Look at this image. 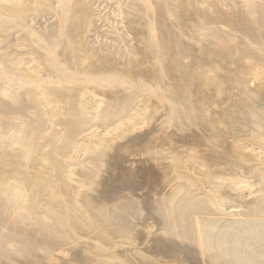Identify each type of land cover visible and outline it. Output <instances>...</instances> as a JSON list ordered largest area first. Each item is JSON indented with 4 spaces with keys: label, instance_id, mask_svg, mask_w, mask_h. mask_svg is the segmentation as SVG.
<instances>
[{
    "label": "rangeland",
    "instance_id": "obj_1",
    "mask_svg": "<svg viewBox=\"0 0 264 264\" xmlns=\"http://www.w3.org/2000/svg\"><path fill=\"white\" fill-rule=\"evenodd\" d=\"M0 1V10L2 9L0 12L8 13L6 19L0 17V50L4 51L2 49H5L3 53L0 52L5 55L10 52L9 56L6 55L8 63L11 62L10 67L12 66L11 68L18 70V72L25 70L23 74L27 77L24 78V76L23 79L37 80L39 84V86L38 84H36L37 86L34 85L35 87H32L31 90L24 89V92H22L23 89H17V95L21 93V96H18H25L27 105L33 106L28 108L27 113H23V119L19 117L18 120L24 121L26 119V121L29 120L28 122L32 120L35 122L33 125L36 131H39L36 132L37 140L30 149L23 148V145L13 146L15 149L9 146V150L7 147V153L10 156L8 154L3 155L5 149L4 147L0 148L2 149L0 158L2 157L1 160H4V162L0 161V175H7L11 179L13 177V180H10L17 181V184L22 181L23 184L21 182L20 185L22 187L25 185L23 187L27 189L25 191L29 195L35 194L37 199L41 195L40 202L37 199L32 201L34 196H31L30 200L35 207L34 210L38 207V210L36 209L38 216L35 215L38 218L34 217L35 212L30 211L31 214L27 212L28 222L20 221L19 224L22 227L26 225L25 230L27 229L29 232L34 230V226H39L41 223L40 227H35L34 232H37L43 225V229L39 230L42 232V236L39 237L41 234L38 232L36 236L38 235L42 239L51 237L53 245L57 239L56 246L62 251L59 252V256L53 261V264H63V259L67 264H81L77 260L80 257L79 254L83 255V253L90 252L89 255H92L99 250L107 253L105 254L107 259L124 257L126 255L124 252L131 250L132 254L136 253L135 256H138L137 264H141L140 261L144 258L146 260L150 258L148 257V255L150 256L147 251L148 246H145L147 239L152 240L159 237V239L168 240H187V238L181 236L179 238L173 235V230L169 228L168 221L161 214L166 201L173 200V197L180 199L189 190L181 187L180 183L186 184L187 179L196 175H200L204 179L208 173L215 174L217 172L216 174L219 175V172L222 171L224 173L221 172L222 176L220 174L218 180L221 181L223 177L222 182L217 187L224 186L227 189L228 183L231 182L232 184L234 180L235 183L239 181L236 173H240V170L237 171L235 168L234 171V165L244 168L250 166L254 169L256 166L253 167V164L264 163V155L261 156L260 154V151H264V143L258 141L259 139L256 138V133H259L257 128L249 125V117L243 115L242 112L243 105L247 103L253 105V101H260L264 105V56L259 55L262 54L261 51H258L259 49L255 51L256 54L251 53L248 55L249 57L243 56L241 59L228 57V55L224 56L222 51L219 53L214 50L215 45L209 38L206 39L202 29H194L195 25L193 24L198 21L205 26L202 24L205 23V19H202L204 12H199L200 9L204 10L205 13L209 10L207 14L214 12V14H210L211 17L217 16L213 8L215 6L213 0L191 1L196 7L192 6L190 0H186L189 3L184 0L186 4L181 3L182 0H170L172 1L171 9L174 10L173 14L170 10L164 13V6H161L168 0H164V2L160 0L162 1L161 4L158 0H134L136 2L133 0H8V3L7 0ZM130 1H133L131 2L133 5L130 4ZM211 3L214 5L213 7ZM187 4H189L188 7ZM172 5L177 6L172 8ZM192 7L199 8V10L194 9L196 11L194 12ZM221 8L223 10H220V15L223 14V17L218 14L220 17L217 16V18L220 20L224 18L223 21L231 22L233 15L230 9L225 6ZM144 10L145 14L142 15ZM175 10L178 12L176 15ZM222 11L229 14L222 13ZM159 14L161 16L168 15L165 16V21L168 24L163 21L164 16L161 17ZM43 15L51 17L49 20L51 23L47 22L50 23L48 29L40 27L37 19H35ZM227 15L228 18L231 16L229 20ZM159 16L160 19L157 20L156 18ZM176 16L177 18H174ZM178 16L182 19L181 22L178 21L180 20ZM157 21H163V23L158 22L159 24H157ZM175 21L176 24H174ZM52 23H57V27L54 28L55 25L52 27ZM149 24L155 29L157 42L162 40L161 42H164L168 49L174 48L173 51H175V46L171 45L174 39L171 37L172 29L176 30L177 28L181 32V39L183 37V41L186 39L184 42H188L186 45L191 51L189 55L187 53L182 58L181 69L178 64L175 65L169 60V56L174 52L171 51V53L168 50L169 53L164 56V59L167 57L168 59L164 61L157 57L156 51H154L157 47L153 49L156 45L154 46L149 41L150 30L147 27ZM160 25L164 29L169 25L170 33L165 34ZM180 26H185L186 29ZM189 27L194 29L193 32ZM50 29H54V32H51ZM187 30L188 33H186L191 36L184 33ZM47 31H49L48 34ZM41 33L51 37L50 43L41 41ZM162 34L164 37L161 36ZM158 36L161 37V40L158 39ZM164 38H167L171 44L169 45L168 40H164ZM12 42L15 43L16 48L12 47L14 44ZM211 43L213 45H210ZM2 45L3 47L6 45V48H3ZM22 50L26 52H22ZM47 50L53 51L52 60L48 58L49 52ZM18 53L23 54L20 56ZM25 55L27 56L25 57ZM11 57L14 61L11 60ZM29 58H33V61ZM15 62H17L18 69L15 68ZM13 72L17 75V71ZM40 83H45L46 87L48 85L49 88H43L45 85L42 86ZM249 88L258 90L256 92L260 91V96L246 97L245 91ZM179 90L180 93H178ZM184 91H188V99ZM7 95L1 99L9 100L11 96ZM8 97L10 98L8 99ZM243 97L248 98V102L243 103ZM47 100H49V107L44 105ZM257 111L260 112L259 109ZM261 113L264 117V111L261 110ZM231 115H233L234 120L229 118ZM2 118L4 121L7 120V117H5L6 119ZM236 119L239 121H235ZM243 125L249 126L244 127ZM262 133L264 134V130H261L260 134ZM240 137L245 140L249 139L246 142L242 138L244 143H247H245L246 146L255 147V151L249 149L244 151L243 147L240 148L236 142V139L239 140ZM250 139L258 140L253 142L254 145L251 144ZM241 149L243 152L240 151L241 153H239ZM7 156L10 159H7ZM17 156L21 158H17ZM233 172L236 174L235 177L232 176L234 175ZM50 173L52 174L50 175ZM32 176L35 177L32 179L33 182H31ZM212 176L214 177L213 174ZM253 176H257L251 178L257 183L254 190L260 186L264 187V183H261V179L264 180V177ZM228 178L231 179L229 182H227ZM0 179L4 178L1 177ZM235 183L234 186L237 185ZM39 186L42 188L40 187V189ZM176 188L177 190L183 189L177 192L175 191ZM239 188L235 189L237 191L235 193H238V190L243 192L242 186ZM35 189H38L37 193ZM229 189L231 192L234 191L230 187ZM33 191H35L34 194ZM131 199L134 204L137 201V205H139H136L138 208L137 215H135L138 217H133L136 219L133 220L136 222L135 229L130 233L131 235L129 234L130 236L125 234L124 238L120 237L116 240L117 236L106 225L105 220H110V218L108 219L106 216V219L101 222L102 218L96 219L95 215L98 211H105L110 204L118 200L127 201ZM201 203H197L191 210H201V206H203ZM51 205L54 210L51 209ZM57 205L59 210L56 209ZM155 208H157L156 212H154ZM39 214L43 215L40 217ZM30 215L34 219L30 218ZM41 218L44 221H51L50 224L49 222L45 224L46 222ZM30 224L31 226L34 224V226L31 227ZM161 228L163 233L159 235L157 233ZM30 232L34 233L33 231ZM62 234L64 235L62 236ZM51 239L48 240L51 241ZM70 239L74 243L69 241ZM61 241H64V244ZM66 241H68L67 244ZM75 242L81 243L83 247L91 246V248L85 250L86 247L83 249ZM116 242L119 245L111 249L110 245ZM88 243L92 245L89 244L88 246ZM76 246L85 251L78 249L74 253L73 251L77 249ZM133 247H142L143 251L147 253L145 254L147 257L144 253L141 255L135 249L133 250ZM92 249L95 251L93 252ZM108 253L112 255L109 256ZM131 253L129 257L133 256ZM72 257H75L74 260ZM88 262L85 263L93 264ZM188 263L193 264L192 262Z\"/></svg>",
    "mask_w": 264,
    "mask_h": 264
},
{
    "label": "bare ground",
    "instance_id": "obj_2",
    "mask_svg": "<svg viewBox=\"0 0 264 264\" xmlns=\"http://www.w3.org/2000/svg\"><path fill=\"white\" fill-rule=\"evenodd\" d=\"M133 1H130V4ZM158 1H160V0H158ZM185 1L182 0L181 3L184 2V4H186V2L188 0L186 2ZM191 1H193V0H190L189 2H191ZM198 1H196V2H198ZM134 2H136V1H134ZM163 2H164V0H163ZM189 2H187V3H189ZM202 2H203V0H202ZM212 2H214V4H215V6H214L211 3L212 7L214 6L213 8L215 9V13L217 16H218V14L220 15V10L222 9L221 8L222 6H225V7L230 9V12H232V15H233L232 19L230 20L231 22L223 21L224 18H222V20H220L219 18H217V16L211 17L210 14H214V12L207 14L209 12V10L205 13L204 10H201V9L199 10V8H193L195 5L193 6V4H192L193 2H191L192 6H193L192 7L193 10L198 9L199 12L200 11H201V13L204 12L202 14V16H203L202 19H205V23L204 22L202 23V24H205V26L201 25V22L198 21L196 24L195 23L193 24V25H195L194 29H196V30L202 29L203 34L205 33L204 35L206 36V39L209 38L213 42V44L215 45L214 50L216 52L222 51V53L225 54L224 56L228 55V57L230 56L232 58L234 57V58L241 59L243 56L246 57L251 53L253 54V53H255V51H257L259 49L258 51L262 52V54H259V55L263 57L264 56V0H213ZM7 3H8V0H7ZM20 3H22V2H20ZM159 3L161 4L162 1H160ZM36 4H38V3L36 2ZM171 4H172V1L168 0L164 5H161V6H164V10L162 8L164 13H166L168 10H170L172 14L174 13V10L171 9ZM209 4H210V2H209ZM131 5H133V4H131ZM188 5L189 4H187V7H188ZM130 7L132 8V6H130ZM142 7H143V5H142ZM175 7H174V5H172V8H175ZM4 8H6V7H4ZM28 8H31V7H28ZM33 8L36 9L34 6H33ZM68 8H69V6H68ZM137 8H138V6H137ZM143 8H140V9L143 10ZM155 10H156V8H155ZM71 11H72V8H71ZM227 11H228V9H227ZM3 12H0V17H2V18L7 17L8 13L6 14ZM143 12L144 13H142V15L145 14V10ZM194 12H196V11L194 10ZM228 12H226V13L229 14L230 12L229 13ZM139 13H140V11H139ZM176 13H178V12H176V10H175V15H176ZM201 13H198V14H201ZM222 13H225V12L222 11ZM53 14L55 15V13H53ZM92 14H95V13H92ZM149 14H150V11H149ZM180 14H182V13H180ZM180 14H178V15H180ZM65 15H66V13H65ZM50 16H52V15H50ZM160 16H159V18L158 17L157 18L155 17V18L157 20H159ZM163 16H161V17H163ZM165 16H168V15H165ZM165 16L163 17L164 22H166ZM220 16H218V17H220ZM16 17L18 18L19 16H16ZM221 17H223V14ZM224 17L226 18V16H224ZM228 17L229 16L227 15V18ZM174 18H177V16ZM178 18L180 19L179 16H178ZM181 18H182V16H181ZM227 18H226V20H227ZM230 18H231V16H230ZM230 18H228V20ZM35 19H37V23H39L40 27H42V28L49 27L50 28L49 24L51 23V21H49V20H51V17H49L47 15H45V16L43 15V16H40V18H35ZM69 19H70V17H69ZM74 20H75V17H74ZM151 21H152V19H151ZM163 21L162 22L157 21V24H159L158 22L163 23ZM178 21L181 22L182 19H180ZM47 22H50V23H47ZM172 22H174V21H172ZM192 23H193V21H192ZM170 24H171V22L169 23V25ZM174 24H176V21ZM181 24H183V23H181ZM190 24H191V22H190ZM52 25H55L54 28L57 27V23L56 24L52 23L51 26ZM144 25H146V24H144ZM164 26H165V23H164ZM168 26L165 29L161 26V28L164 29V31L160 27H158V28H160L163 32H165V34H169L171 29L168 28ZM186 26H188V25H186ZM190 26L192 27V24ZM4 27H5V25H4ZM147 27L150 30L149 41L151 43H153L154 46L156 45L155 47H153V49L156 47L158 49V50L157 49L154 50V51H156L155 54L157 55V57H160V59L163 61L167 60L168 57H167V59H164V56H167L165 54H168L169 51L170 52L172 51L174 53L171 54V56H169V58H170L169 60L171 62H173L175 65L178 64L179 65L178 67L181 69V67H180L181 63L180 62L182 61V58L187 53L189 55V53L191 51L190 48L186 45L188 42L187 43L184 42L186 39L184 41H183L184 37L181 39V32L179 30H177V28H176V30H173V29L171 30L172 35L171 34L170 35L172 38L174 37V39L172 41L173 44H171V42H169V40L167 38H164V40L165 39L168 40L169 45L171 44L172 46H175V51H173L174 48L168 49L166 44L164 42H161L162 40H161L160 36H158V39H160L161 41L157 42V36L155 35V32H154L155 29L152 25L149 24V26L147 25ZM180 27L185 28V26H180ZM191 27H189V28L191 29ZM38 29L41 30L39 27H38ZM168 29H170V30H168ZM53 30L54 29H50L51 32ZM165 30H167L168 33H166L167 31H165ZM183 30H182V32H183ZM193 30H192V32H193ZM59 31H61V30H59ZM41 32H43V31H41ZM48 32L49 31H47V34H48ZM66 32H68V31H66ZM186 32L188 33V30L185 31L184 33H186ZM45 33H46V31H45ZM45 33H43L44 36L41 33L42 36L40 37V39H41V41H45L48 44L51 41V37L49 35H45ZM187 35L191 36L189 34H187ZM161 36H163V34ZM18 37H20V36H18ZM187 41H188V39H187ZM14 42H12V43H14ZM15 43L12 45V47L15 45ZM191 43L193 44L192 41H191ZM213 44L211 43L210 45H213ZM5 46L3 47V45H2L3 48H6ZM151 46H153V45L151 44ZM7 47H8V45H7ZM9 47H11V46L9 45ZM22 49H24V48H22ZM164 49H166V50H164ZM2 50L5 51V49H2ZM7 50H8V48H7ZM4 51H1V52L3 53ZM19 51H21V50H19ZM23 51H25V50H22V52ZM47 51L49 52L48 58L50 60H52L53 59V55H52L53 51L52 50H47ZM1 52H0V93H1V95H0V119L2 117H4V119H6L5 117H7V120L4 121L2 118L0 121V128H1L0 129V148L4 147L5 153L4 154L2 153V154L7 155L8 154L7 150H6L7 147H8L7 149L9 150V146L15 149L16 145H18V146L23 145L24 146V147L22 146L23 148L30 149L32 145L34 146L35 140H37L36 132L38 130L36 131V128L33 125V124H35V122L33 120H32L33 122L32 121L28 122L29 120L26 121V119L24 121L22 120L23 119V113L24 112L27 113L28 108H32L33 106L29 107L30 104L27 105L28 102L24 99L25 96L19 97V96H21V93L18 92L19 96L17 95V89H23L22 92H24V89H27V90L30 89L31 90L32 87H35L34 85L38 84V81L37 80L36 81H34V80L29 81L28 79L27 80L23 79L24 76H25L24 78L27 77L25 74H23V71H25V70L19 69V70H21L19 72H22V73L18 74L19 73L18 70H15L14 68L12 69L11 68L12 66L10 67L9 64L11 62L8 63V57L7 56H9V54H10L9 50H8L9 54L8 53L6 54L7 56L5 54H1ZM152 52H153V50H152ZM14 53H13V55H14ZM27 53H28V51H27ZM219 53H221V52H219ZM219 53H217V54H219ZM22 54H19V55L21 56ZM13 55H11V56H13ZM26 56L27 55H25V57ZM15 57H16V55H15ZM251 57H253V56H251ZM21 59H22V57H21ZM11 60H12V57H11ZM30 60L33 61V58H31ZM12 61H14V60H12ZM16 63L17 62L14 63L15 68H17V66H18V65L16 66ZM49 63H51V62H49ZM21 67L22 66L20 65V68ZM25 67H26V65H25ZM13 71H15V72L17 71L16 72L17 75H15V73ZM182 71H183V69H182ZM181 73H184V72H181ZM26 74H27V72H26ZM181 75H183V74H181ZM187 76H189V75H187ZM187 76H184V77L186 78ZM180 78H181V76H180ZM39 80H40V78H39ZM184 81H185V79H184ZM40 84L42 86H43V84L45 85V86H43V88L48 87V85L46 87L45 83H43V84L40 83ZM38 86H39V84H38ZM256 91H258V90H256V89L251 90L249 88L247 91H245V93H247L246 97L250 98V96H253V95L260 96V91L259 92H256ZM25 92H26V90H25ZM40 92H41V90H40ZM185 92L186 91H184V93ZM3 93H5V95H2ZM178 93H180V90L178 91ZM187 93H188V91L186 92V94ZM7 94H9V95H7ZM6 95L11 96V98L8 97V99L10 98L9 100L1 99L3 96H6ZM185 95H183V96L185 97ZM188 96L189 95L187 94V97H186L187 99H188ZM246 97H243L244 98L243 103L248 102L247 101L248 98H246ZM30 98H31V96H30ZM32 99H33V96H32ZM180 99H181V97H180ZM182 100H184V99H182ZM28 101H29V99H28ZM51 103H52V101H51ZM86 103H88V102H86ZM178 104H177V106H178ZM44 105H48L47 107H49V100H47L46 104H44ZM253 105L250 103L244 104L243 105L244 107L242 108V112H243V115H247L249 117V125H253V127L255 126L257 128L256 130L259 132V133H256L257 131L255 132L257 134L256 138H258L259 140L256 139V141H255L253 139L254 140L253 141L250 139L252 142L249 141V142H251V144L255 145V143H253V142H257V140L259 142L262 141V143H264V134L263 133L260 134L261 130H264V117H263V114L261 113V110L264 111V105L260 101L259 102L253 101ZM41 106H42V104H41ZM257 109H259L260 112H258ZM30 110H32V109H30ZM48 110H50V109H48ZM45 111H46V106H45ZM231 113H232V111H231ZM24 115H26V114H24ZM19 117L22 119L18 120V119H20ZM229 118L231 120H234L233 115L229 116ZM235 121H239V119H236ZM249 125H243V126L247 127ZM256 134H255V136H256ZM242 138L240 137L239 140L236 139L237 145H240L239 146L240 148L243 147L242 149H244V151H245V149L255 151L256 148L255 147L252 148L253 147L252 145H251L252 146L251 148L246 146V144H247L246 142H248L249 139L245 140L243 138L246 141L245 142L246 144H245L244 140ZM13 146H15V147H13ZM234 146H236V145H234ZM242 149L239 150V153L243 152ZM1 150L2 149H0V151ZM21 151H24V149L23 150L21 149ZM237 152H238V149H237ZM260 154H261V156L264 155V151L263 152L260 151ZM18 157H20V156H17V158ZM1 158H0V161H2ZM7 159H10V158L7 156ZM17 160H19V159H17ZM2 162H4V160ZM6 164H8V163H6ZM260 164H262V163H260ZM260 164H256V165L253 164V167L256 166L254 169L250 168V166H249V168H246V167L244 168L243 166L234 165L233 166L234 171L236 168L237 171L240 170V173L237 172L236 173L237 175L234 172L232 173L234 175L229 174V173H227V174L232 175L234 177H235V175H236V177L238 176L239 181L236 180L237 182L235 183V180L233 179L234 180V182H232L233 186H232L231 182L228 183L229 185L227 184V187L225 185V187L227 189H225L224 186H222L221 188L217 187V186H219L218 184L220 182H222L223 177L221 178V181H218L220 179L219 175L221 174L222 171L219 172L220 174L218 173L219 175L216 174L217 172H215L216 175L214 173H210V174L208 173V176L205 175L206 177L204 179L201 178L202 176L196 175L195 177L193 176V178L191 177V179H187V180L185 179L186 184L180 183V185H182L181 187H183L185 189H189V190H187L185 192L184 196L181 197L180 199H178L177 197H173L172 198L173 200L170 199L168 202L166 201L164 204V209L162 210L161 214L168 221L169 228L173 230V235H175L179 238H180V236L183 238H187V240L188 241L190 240V242H188L186 239H183V238H181V239H183L181 241H179V240H168V239H164V238L159 239V237H156L158 239H152V240L149 238V240L148 239H147V241L145 240L146 241L145 246L147 245L149 248V249L147 248V251L150 253V256L148 255V257H150L151 259L149 258V260H146L144 258V260L140 261L141 264H170V263L171 264H190L188 262H192L193 264H264V187L260 186L259 188H256L254 190V188L257 187V183L255 182V180L254 181L251 180V178L257 177V176H253V175H259L261 177H264V163L261 166H260ZM21 169H22V167H21ZM231 171H233V170H231ZM14 172H16V171H14ZM228 172H230V171H228ZM198 173H200V172H198ZM222 173H224V172H222ZM51 174L52 173H50V175ZM212 174L214 175V177L212 176ZM21 175H22V173H21ZM210 175H211V177H210ZM44 176H46V175L44 174ZM191 176H192V174H191ZM220 176H222V174ZM225 176L228 177V175H225ZM1 177L4 179H0V264H53V261L56 260V258L59 256V252L62 251L60 248H57V246H56L57 239L54 238V239H56V241L54 242L55 245H53L52 244L53 239H51V237L48 238V239H51V241H49L46 237L43 239L39 238L40 236H42V234H41L42 232L39 230L42 228L43 225L37 231L41 235H39V237H38V235L36 236L37 232H34V230H36L35 227H40V224H41L40 222H39L40 223L39 226H34V224H33L34 230L31 228L32 230H30V231H33L34 233H32L30 231L27 232L28 230L27 229L25 230L26 225L25 226L23 225V227H24L23 228L22 225L19 224L20 221L21 222L22 221L28 222L29 217L27 215V212H29V213H30V211L35 212L36 213V214H34L35 218H36L35 215L38 214L36 212V209L38 210V207H36V209L34 210L35 207H34V205L31 204V201H30L33 196L34 197H33L32 201H35V199H37L35 197V194H34L35 191H33L34 195H29V193L25 191L26 188H23V187H25V185L23 187L20 185L22 181L21 182L18 181L20 183L17 184L16 183L17 181H15V180H14L15 182L11 181V180H13V177H12V179L7 177V175H4V176L2 175ZM34 178L35 177L32 176L31 182H33L32 179H34ZM225 179H223V180H225ZM228 179L229 180L227 182H229L231 180L230 178H228ZM197 181H200V182L196 183ZM182 182H184V181H182ZM238 182H239V185H238ZM234 183H235V185L237 184L238 186L237 185L234 186ZM261 183H264L263 179H261ZM22 184H23V182H22ZM25 184H27V183H25ZM40 184H42V183H40ZM40 184H38V185H40ZM196 184H198V185H196ZM41 186H39V188ZM43 186H44V184H43ZM239 186H240V188L242 186L243 192L241 193V190H240V192L238 190V193H235V192H237L236 190L239 188ZM243 186H244V188H243ZM45 187H44V189H45ZM229 187L231 189H233L234 191L231 192ZM236 187H238V188L236 189ZM183 188H180L179 190H177V188H176L175 191H177V192L181 191ZM201 188H204V189L201 190ZM40 189H39V191H40ZM35 190L37 193L38 189H35ZM228 190H230V191L228 192ZM42 191H44V190H42ZM45 193H47V192H45ZM39 195H40V193H39ZM40 196H39V199H37L38 202H40L39 200H41ZM199 202H202L201 204L203 205V206H201L202 207L201 210L192 211L191 210L192 207L195 206ZM39 204L42 205L41 203H39ZM137 204H138L137 201H136V204H134L132 202V199L127 200V201L118 200V201L110 204V206H108V208H106L105 211L104 210H103V212H102V210L98 211L95 216H96V219L102 218V221L100 220L101 222H103V219H106V216H108V219L110 218V220H105L107 222L106 225H108V229L110 228L113 231V234L115 233V235L117 236L116 240H118V238L125 236V234H127V236H128L135 229L136 222L133 220H136L135 218L138 217V216H135V215H137V213H136L137 208H138V207L136 208ZM137 206H139V205H137ZM58 208L59 207L57 205L56 209H58ZM41 209H43V208H41ZM51 209H52V205H51ZM52 210H54V209H52ZM44 211H45V209H44ZM89 211H90V209H89ZM156 211H157V208H155L154 212H156ZM53 212H55V211H53ZM73 212H74V210H73ZM42 213L44 214L43 211H42ZM55 213H57V212H55ZM93 213H92V215H94ZM42 215H40V217ZM31 217H32V215H30V218ZM133 217H135V218H133ZM42 218H41V220H43ZM13 219H14V221H13ZM32 222H33V220H32ZM34 222H36V221L34 220ZM44 222H46L45 224H47L49 221H44ZM50 222H49V224H50ZM134 222H135V224H134ZM16 223H17V225H16ZM53 223L56 224L55 222H53ZM42 224H43V222H42ZM18 225H20V226H18ZM35 225H36V223H35ZM30 226H31V224H30ZM33 226H31V227H33ZM56 226H57V224H56ZM62 229H64V228H62ZM166 229H168V228H166ZM42 231H44V230H42ZM60 231L62 232V230H60ZM53 233H55V232H53ZM162 233H163V229L161 228L157 234L162 235ZM44 234H46V233H44ZM64 234L66 235V233H64ZM64 234H62V236ZM47 235L49 236L50 233ZM53 236L56 237L55 235H53ZM59 236H58V238L60 239ZM65 238H67V237L65 236ZM71 239L69 241H72ZM61 242H62V244H64L63 243L64 241H61ZM67 243H68V241H66V244ZM76 244L81 246V248L83 247L81 243H79V244L76 243ZM83 244H85V243H83ZM89 244L92 245L91 243H88V246H89ZM118 245H119L118 242H116L110 246L112 249V247H117ZM79 246L78 247L76 246L77 249H75L73 251L74 253L78 249L81 251L86 247L85 246V247H83V249H80ZM74 248H72V249H74ZM89 248H91V246L88 248L86 247L85 250H87ZM134 249L136 250V252H138L141 255L143 253H144V255L147 254V253H145V251H143L142 247H140V248L139 247H133V250ZM85 250H83V251H85ZM88 251H90V250H88ZM92 251H93V249H92ZM130 251L131 250L125 251L124 254H126V255H124V257H121V258H119L120 257L119 255H117V256H119V257H116L117 259H109V258L107 259L106 255H105L107 253H103L100 250L96 251L94 253L92 252L93 253V254L91 253L92 255H89L90 252L89 253L86 252V253H83V255L79 254L81 258L79 257L77 260L81 264H86L85 262H88V261L92 262L93 264H125V263L137 264L136 259L138 256H135V254H136L135 251H133V253H135V254H132ZM73 252H72V254H73ZM130 253L133 256L129 257ZM110 254L108 253L109 256H110ZM79 255H77V256H79ZM141 257H143V256H141ZM171 257H174V258L170 259ZM74 258H73V260H74ZM90 262H88V263H90ZM63 264H67V263H65L64 259H63Z\"/></svg>",
    "mask_w": 264,
    "mask_h": 264
}]
</instances>
